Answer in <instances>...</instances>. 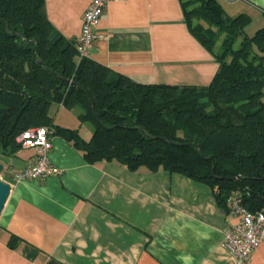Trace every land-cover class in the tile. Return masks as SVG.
<instances>
[{
    "label": "crops",
    "instance_id": "1",
    "mask_svg": "<svg viewBox=\"0 0 264 264\" xmlns=\"http://www.w3.org/2000/svg\"><path fill=\"white\" fill-rule=\"evenodd\" d=\"M90 2L45 0V10L55 30L77 42ZM218 2L230 17L249 16L252 35L264 28V0ZM98 36L88 57L141 85L204 88L219 70L190 33L179 0L114 1ZM79 113L51 109L55 125L89 140L92 129ZM50 139L57 176L16 182L35 151L0 156L2 180L12 188L0 217V264H230L223 242L235 219L211 187L181 174L91 165L71 143ZM251 264H264V238Z\"/></svg>",
    "mask_w": 264,
    "mask_h": 264
},
{
    "label": "trees",
    "instance_id": "2",
    "mask_svg": "<svg viewBox=\"0 0 264 264\" xmlns=\"http://www.w3.org/2000/svg\"><path fill=\"white\" fill-rule=\"evenodd\" d=\"M193 37L219 70L208 87L141 85L89 57L50 23L45 0H0V156L31 128L71 143L91 165L181 174L234 204L264 211V28L218 0H179ZM80 111L89 140L55 125L51 109ZM3 172V171H2Z\"/></svg>",
    "mask_w": 264,
    "mask_h": 264
},
{
    "label": "built area",
    "instance_id": "3",
    "mask_svg": "<svg viewBox=\"0 0 264 264\" xmlns=\"http://www.w3.org/2000/svg\"><path fill=\"white\" fill-rule=\"evenodd\" d=\"M122 0H91L82 19V31L77 41L79 59L89 56L94 42L99 38L98 28L108 5ZM23 149L34 150L36 161L26 169L14 174L16 182L46 179L60 174L49 160L52 149L50 131L47 128H31L18 138ZM235 219L226 231L223 247L231 256L230 264H251V256L264 238V211L252 213L234 204L229 215Z\"/></svg>",
    "mask_w": 264,
    "mask_h": 264
},
{
    "label": "water",
    "instance_id": "4",
    "mask_svg": "<svg viewBox=\"0 0 264 264\" xmlns=\"http://www.w3.org/2000/svg\"><path fill=\"white\" fill-rule=\"evenodd\" d=\"M3 166L0 164V217L11 194V186L1 179Z\"/></svg>",
    "mask_w": 264,
    "mask_h": 264
},
{
    "label": "rangeland",
    "instance_id": "5",
    "mask_svg": "<svg viewBox=\"0 0 264 264\" xmlns=\"http://www.w3.org/2000/svg\"><path fill=\"white\" fill-rule=\"evenodd\" d=\"M248 34H249V35H252V33H250V32H248ZM86 127H89L88 129H89V131H91L92 128H91L89 125L86 124ZM84 129L86 130L87 128H84ZM84 132H85V131H84ZM1 179H2V174H1Z\"/></svg>",
    "mask_w": 264,
    "mask_h": 264
}]
</instances>
